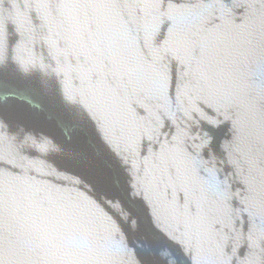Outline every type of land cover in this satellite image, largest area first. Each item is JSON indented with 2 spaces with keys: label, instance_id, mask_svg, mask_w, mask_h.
Segmentation results:
<instances>
[{
  "label": "water",
  "instance_id": "1",
  "mask_svg": "<svg viewBox=\"0 0 264 264\" xmlns=\"http://www.w3.org/2000/svg\"><path fill=\"white\" fill-rule=\"evenodd\" d=\"M0 264H264V0H0Z\"/></svg>",
  "mask_w": 264,
  "mask_h": 264
}]
</instances>
